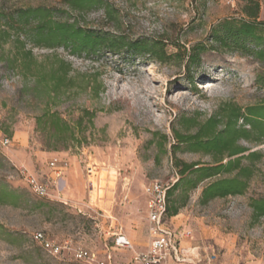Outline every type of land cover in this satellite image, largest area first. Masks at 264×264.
I'll return each mask as SVG.
<instances>
[{
	"label": "rangeland",
	"instance_id": "obj_1",
	"mask_svg": "<svg viewBox=\"0 0 264 264\" xmlns=\"http://www.w3.org/2000/svg\"><path fill=\"white\" fill-rule=\"evenodd\" d=\"M105 1L109 16L100 8L71 12L64 0H0L3 9L66 10L60 18L76 17L84 27L123 36L126 42H158L168 58L160 62L152 56L101 53L93 62L62 48L27 45L39 62L46 56L61 58L70 65L71 76H77V87L53 100L30 79L18 76L17 69L0 63V186L22 195L19 207L0 204V264H88L75 260L73 249L94 251L101 261L105 245L112 264H131V252L111 248V233L121 228L136 251L145 249L144 187L152 182L172 186L180 178L181 167L175 163L213 162L210 155L191 153L184 145L172 149L173 130H183L181 118L204 121L221 106L244 108L264 101V87L255 81L264 68L255 60L208 51L189 83L185 61L176 57L196 44H207L218 21L248 19L242 8L249 2L258 4L256 22L264 24V0ZM9 48L0 47L2 58ZM94 73L96 80L90 77ZM45 110L57 112L73 128L75 141L55 142L37 126L36 118ZM4 138L9 139L7 146L1 145ZM237 144L246 149L242 155H259L252 164L242 160L252 170L245 192L202 205L198 200L209 182L205 180L188 192L178 214L167 219L171 227L191 232L182 246L185 253L200 248L199 264H264V217L253 222L250 207L252 200L264 198V143ZM20 170L46 185L48 198L35 195ZM176 195L178 191L172 198ZM35 233L44 234L60 253L43 250L33 239Z\"/></svg>",
	"mask_w": 264,
	"mask_h": 264
},
{
	"label": "trees",
	"instance_id": "obj_2",
	"mask_svg": "<svg viewBox=\"0 0 264 264\" xmlns=\"http://www.w3.org/2000/svg\"><path fill=\"white\" fill-rule=\"evenodd\" d=\"M64 4L69 11L77 14L100 8L104 16L110 15L105 0H64ZM258 10L257 3L249 2L242 8V13L248 19L220 20L211 28L207 44H196L185 55H176L178 60L185 61V75L189 83L192 82L193 69L199 66L202 56L208 51L223 50L249 57L264 68V24L256 22ZM67 13L66 10L44 6L0 8V47H10L6 58L0 56V63L17 69L18 76L24 80L30 79L34 87H40V93L50 100L76 88L77 76H71L73 71L70 65L61 58L46 56L44 61L39 62L27 45L46 50L62 48L71 56L93 62L101 53L120 52L152 56L160 62L168 59L158 42H126L123 36L84 27L76 17L71 19L68 15L65 19L60 18L59 15ZM96 76L98 74L94 73L90 77L96 80ZM255 81L258 86L264 87V72L257 74ZM91 90L97 97L98 88L94 85ZM84 113L93 118V114L88 111L84 110ZM36 124L41 130L50 133L55 142L75 141L73 128L57 112L45 110L36 118ZM80 124L81 119L76 125ZM179 126L183 130H173L176 144L171 145L172 149L175 151L184 145L191 153L210 155L213 162L202 166L200 163H175L177 168L181 167L180 178L166 192L167 219L178 214L188 192L205 180L209 182L202 189L198 200L202 205L215 198L242 195L245 192L252 170L251 166L242 165V160L252 164L259 159V155L255 152L242 155L246 149L237 142L264 143V101L244 108L221 106L204 121L198 120V116L181 118ZM163 139L166 137L163 136ZM176 191L178 195L172 198ZM21 200L19 192L0 186V204L19 207ZM250 207L253 222L264 217V198L252 200Z\"/></svg>",
	"mask_w": 264,
	"mask_h": 264
},
{
	"label": "built area",
	"instance_id": "obj_3",
	"mask_svg": "<svg viewBox=\"0 0 264 264\" xmlns=\"http://www.w3.org/2000/svg\"><path fill=\"white\" fill-rule=\"evenodd\" d=\"M8 144L9 139L7 138L1 141L2 146H7ZM50 166L52 168L55 167V162H51ZM20 174L35 195L48 198L49 194L46 185L38 182L34 176L27 174L25 171L20 170ZM170 187L158 182L149 183L144 187V193L147 196V245L144 250L136 251L133 243L126 237L121 228L111 233V248L131 252V264H199L201 262L199 256H202L198 252L200 249L198 246L189 249L190 253L184 252L182 241L189 238L191 232L186 229H175L167 222L166 192ZM33 239L49 254L57 255L60 253L61 248L52 241L47 240L44 234L35 233ZM105 251V257L101 261L98 260L94 251L80 247L73 249L72 255L75 260L88 264H112L111 254L107 245H105ZM202 252L205 253L204 248H202ZM211 256L212 258L215 257L214 254Z\"/></svg>",
	"mask_w": 264,
	"mask_h": 264
},
{
	"label": "bare ground",
	"instance_id": "obj_4",
	"mask_svg": "<svg viewBox=\"0 0 264 264\" xmlns=\"http://www.w3.org/2000/svg\"><path fill=\"white\" fill-rule=\"evenodd\" d=\"M91 188H92V186H91Z\"/></svg>",
	"mask_w": 264,
	"mask_h": 264
},
{
	"label": "crops",
	"instance_id": "obj_5",
	"mask_svg": "<svg viewBox=\"0 0 264 264\" xmlns=\"http://www.w3.org/2000/svg\"><path fill=\"white\" fill-rule=\"evenodd\" d=\"M127 237V236H126ZM128 238V237H127Z\"/></svg>",
	"mask_w": 264,
	"mask_h": 264
}]
</instances>
